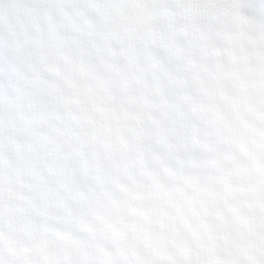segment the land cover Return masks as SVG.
Wrapping results in <instances>:
<instances>
[{
  "label": "snow or ice",
  "instance_id": "6c2138e0",
  "mask_svg": "<svg viewBox=\"0 0 264 264\" xmlns=\"http://www.w3.org/2000/svg\"><path fill=\"white\" fill-rule=\"evenodd\" d=\"M240 86L264 0H0V264H264V178L221 200L197 131Z\"/></svg>",
  "mask_w": 264,
  "mask_h": 264
},
{
  "label": "clouds",
  "instance_id": "9594fccd",
  "mask_svg": "<svg viewBox=\"0 0 264 264\" xmlns=\"http://www.w3.org/2000/svg\"><path fill=\"white\" fill-rule=\"evenodd\" d=\"M205 111L197 131L207 141L202 163L211 173L215 195L243 202L257 180L264 178V97L256 107L243 86L218 87Z\"/></svg>",
  "mask_w": 264,
  "mask_h": 264
}]
</instances>
